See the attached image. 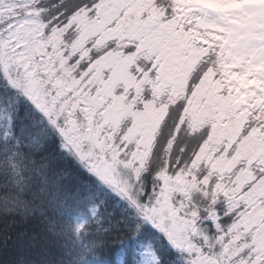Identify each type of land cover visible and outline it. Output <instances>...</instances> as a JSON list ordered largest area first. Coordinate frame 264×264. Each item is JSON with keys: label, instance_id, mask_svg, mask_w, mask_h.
I'll return each mask as SVG.
<instances>
[{"label": "snow or ice", "instance_id": "1", "mask_svg": "<svg viewBox=\"0 0 264 264\" xmlns=\"http://www.w3.org/2000/svg\"><path fill=\"white\" fill-rule=\"evenodd\" d=\"M0 264H264V0H0Z\"/></svg>", "mask_w": 264, "mask_h": 264}]
</instances>
